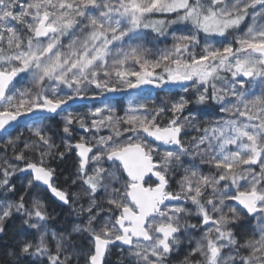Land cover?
<instances>
[{
    "label": "snow or ice",
    "instance_id": "1",
    "mask_svg": "<svg viewBox=\"0 0 264 264\" xmlns=\"http://www.w3.org/2000/svg\"><path fill=\"white\" fill-rule=\"evenodd\" d=\"M0 264H264V0H0Z\"/></svg>",
    "mask_w": 264,
    "mask_h": 264
},
{
    "label": "trees",
    "instance_id": "2",
    "mask_svg": "<svg viewBox=\"0 0 264 264\" xmlns=\"http://www.w3.org/2000/svg\"><path fill=\"white\" fill-rule=\"evenodd\" d=\"M168 43H171V41L169 40ZM163 46V45H161ZM168 95H170L169 93H165V92H160V91H154V94L152 97H150L151 99H155L157 101V103H159L162 99L166 98ZM130 98V97H128ZM121 107L126 106V102L122 101L121 102ZM203 119V117H202ZM191 135V133H189Z\"/></svg>",
    "mask_w": 264,
    "mask_h": 264
},
{
    "label": "rangeland",
    "instance_id": "3",
    "mask_svg": "<svg viewBox=\"0 0 264 264\" xmlns=\"http://www.w3.org/2000/svg\"><path fill=\"white\" fill-rule=\"evenodd\" d=\"M127 99H129V98H126V99L124 100V102H126V104H127ZM113 259H115V257H113Z\"/></svg>",
    "mask_w": 264,
    "mask_h": 264
},
{
    "label": "water",
    "instance_id": "4",
    "mask_svg": "<svg viewBox=\"0 0 264 264\" xmlns=\"http://www.w3.org/2000/svg\"><path fill=\"white\" fill-rule=\"evenodd\" d=\"M154 91H159V90H154Z\"/></svg>",
    "mask_w": 264,
    "mask_h": 264
}]
</instances>
